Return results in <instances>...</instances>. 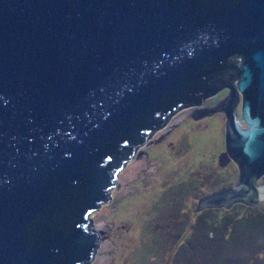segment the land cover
Returning <instances> with one entry per match:
<instances>
[{
    "label": "water",
    "instance_id": "1",
    "mask_svg": "<svg viewBox=\"0 0 264 264\" xmlns=\"http://www.w3.org/2000/svg\"><path fill=\"white\" fill-rule=\"evenodd\" d=\"M185 109L239 171L194 212L264 203V0H0V264H95L90 215Z\"/></svg>",
    "mask_w": 264,
    "mask_h": 264
},
{
    "label": "rangeland",
    "instance_id": "2",
    "mask_svg": "<svg viewBox=\"0 0 264 264\" xmlns=\"http://www.w3.org/2000/svg\"><path fill=\"white\" fill-rule=\"evenodd\" d=\"M194 116L185 109L151 135L121 170L113 196L90 215L99 244L111 243L103 264H264V203L192 213L238 175L219 166L225 115ZM131 163L138 164L127 169Z\"/></svg>",
    "mask_w": 264,
    "mask_h": 264
},
{
    "label": "flooded vegetation",
    "instance_id": "3",
    "mask_svg": "<svg viewBox=\"0 0 264 264\" xmlns=\"http://www.w3.org/2000/svg\"><path fill=\"white\" fill-rule=\"evenodd\" d=\"M236 59H239V57H235V58H233L232 59V62H237L236 61ZM236 83H238V81H235ZM236 87V86H235ZM228 94H229V91L227 92V95H226V97L222 100V102L227 98V96H228ZM238 98H239V101H238V104H237V107H236V109H235V112H236V114H237V120L239 121V125H240V127L244 130V129H246V127H245V125L241 122V109H242V96L239 94V96H238ZM192 118H193V116H191ZM195 118H197L198 120H199V118H201V116H194ZM219 160H220V163H219V166L220 167H223L224 165H226V164H228L229 166H232V167H236V169L238 170V168H237V166L235 165V163L232 161V159L230 158V156L226 153V149L224 150V152L221 154V156H220V158H219ZM238 176H239V171H238V175L235 177V180H234V182H232L230 185H228V186H226V187H224V188H234L235 187V184H236V182H237V180H238ZM264 178V177H263ZM262 178V179H263ZM261 181V180H260ZM259 181V182H260ZM259 182H258V185H260L259 184ZM264 185V184H263ZM221 189H223V188H220V189H217V190H215V191H212V192H210V193H208V194H205L204 196H203V198H205V197H208V196H210V195H212L213 193H215V192H218L219 190H221ZM200 199H202V197L200 198ZM199 199V200H200ZM198 200V201H199ZM198 203V202H197ZM185 204H186V201H185ZM184 204V205H185ZM197 206V205H196ZM236 206V205H235ZM240 206H243V205H240ZM196 208V207H195ZM195 210V209H194ZM219 211V210H218ZM220 211H226V210H220ZM230 211V210H229ZM205 211H202V212H199V213H195L193 210H192V213H194V214H196L197 216L199 215H201L202 213H204ZM195 223V222H194Z\"/></svg>",
    "mask_w": 264,
    "mask_h": 264
},
{
    "label": "bare ground",
    "instance_id": "4",
    "mask_svg": "<svg viewBox=\"0 0 264 264\" xmlns=\"http://www.w3.org/2000/svg\"><path fill=\"white\" fill-rule=\"evenodd\" d=\"M184 114V113H183ZM181 116H183V115H181ZM185 116V115H184ZM183 116V117H184ZM182 117H178L176 120L177 121H175L174 123H177L180 119H181ZM170 126H172L171 124H170ZM169 126V127H170ZM144 152V151H143ZM133 164H136V163H131L130 165H128L127 166V169H130L131 167L133 168ZM138 164V163H137ZM136 164V165H137ZM135 165V166H136ZM104 208H106V207H103V209ZM103 209H101V212L103 211ZM95 232H97V230L95 231ZM110 245H111V243L110 242H108V241H106V242H101L100 244H99V246H98V251H97V256H96V262H95V264H103V261H104V259H105V254H107L108 253V251H109V249H110ZM101 255V256H100Z\"/></svg>",
    "mask_w": 264,
    "mask_h": 264
},
{
    "label": "trees",
    "instance_id": "5",
    "mask_svg": "<svg viewBox=\"0 0 264 264\" xmlns=\"http://www.w3.org/2000/svg\"><path fill=\"white\" fill-rule=\"evenodd\" d=\"M245 207V206H244ZM247 208V207H246ZM250 209V208H249ZM207 211H213V210H207ZM215 211V210H214Z\"/></svg>",
    "mask_w": 264,
    "mask_h": 264
}]
</instances>
